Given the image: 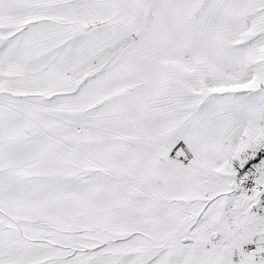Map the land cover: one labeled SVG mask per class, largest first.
<instances>
[{"label":"snow or ice","instance_id":"obj_1","mask_svg":"<svg viewBox=\"0 0 264 264\" xmlns=\"http://www.w3.org/2000/svg\"><path fill=\"white\" fill-rule=\"evenodd\" d=\"M0 264H264V0H0Z\"/></svg>","mask_w":264,"mask_h":264}]
</instances>
